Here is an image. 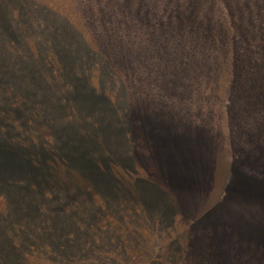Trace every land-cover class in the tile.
<instances>
[{"label": "rangeland", "instance_id": "1", "mask_svg": "<svg viewBox=\"0 0 264 264\" xmlns=\"http://www.w3.org/2000/svg\"><path fill=\"white\" fill-rule=\"evenodd\" d=\"M0 264H264V0H0Z\"/></svg>", "mask_w": 264, "mask_h": 264}, {"label": "trees", "instance_id": "2", "mask_svg": "<svg viewBox=\"0 0 264 264\" xmlns=\"http://www.w3.org/2000/svg\"><path fill=\"white\" fill-rule=\"evenodd\" d=\"M206 33H207V31H206ZM206 33H205V34H206Z\"/></svg>", "mask_w": 264, "mask_h": 264}]
</instances>
